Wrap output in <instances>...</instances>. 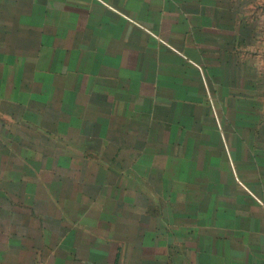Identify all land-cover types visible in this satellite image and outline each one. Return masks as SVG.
I'll list each match as a JSON object with an SVG mask.
<instances>
[{
  "label": "crops",
  "instance_id": "crops-1",
  "mask_svg": "<svg viewBox=\"0 0 264 264\" xmlns=\"http://www.w3.org/2000/svg\"><path fill=\"white\" fill-rule=\"evenodd\" d=\"M0 264H264V0H0Z\"/></svg>",
  "mask_w": 264,
  "mask_h": 264
}]
</instances>
